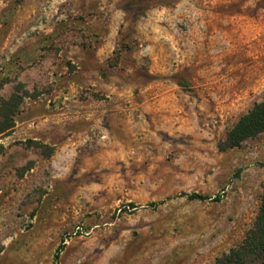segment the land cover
Here are the masks:
<instances>
[{
  "label": "rangeland",
  "instance_id": "374dc122",
  "mask_svg": "<svg viewBox=\"0 0 264 264\" xmlns=\"http://www.w3.org/2000/svg\"><path fill=\"white\" fill-rule=\"evenodd\" d=\"M14 91L0 264H208L251 227L264 131L219 144L264 98V0H0Z\"/></svg>",
  "mask_w": 264,
  "mask_h": 264
},
{
  "label": "trees",
  "instance_id": "16d2710c",
  "mask_svg": "<svg viewBox=\"0 0 264 264\" xmlns=\"http://www.w3.org/2000/svg\"><path fill=\"white\" fill-rule=\"evenodd\" d=\"M22 95L12 92L7 98H0V134L13 125L12 115L21 102ZM264 131V98L255 101L227 131L224 140L219 144L224 150L238 146L247 138ZM192 197H202L191 194ZM208 264H264V191L260 198L257 214L242 240L227 251L216 256Z\"/></svg>",
  "mask_w": 264,
  "mask_h": 264
}]
</instances>
